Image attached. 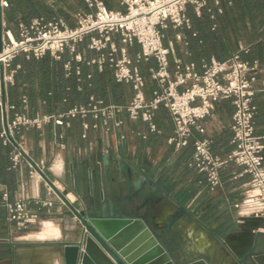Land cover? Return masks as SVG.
Instances as JSON below:
<instances>
[{"label": "crops", "instance_id": "crops-1", "mask_svg": "<svg viewBox=\"0 0 264 264\" xmlns=\"http://www.w3.org/2000/svg\"><path fill=\"white\" fill-rule=\"evenodd\" d=\"M103 1L112 11L125 10L119 0ZM210 3L212 8H218L219 14L224 12L223 7L227 11L223 24L226 52L221 62L240 52L242 60L257 62L259 66L253 103L258 107L256 134L264 137V5L246 0H239V3L228 0L223 7L221 4L216 6L214 1ZM30 5L32 14L28 9ZM15 7L14 16L10 9L6 11L7 23L13 29L18 22L39 16L48 20L63 19L75 27V14L89 12L83 0H16ZM211 18L214 20L215 16ZM216 28L219 25L213 24L212 30ZM177 34H181L182 39L178 40ZM164 35L165 45H174L170 57L172 69L177 58L185 64L195 63L201 68V60L191 54L183 31L169 28ZM192 36L195 37L196 32L193 31ZM114 39L121 47L119 38L115 36ZM88 43L86 38L79 44V52L88 60L97 58V52L88 49ZM242 48L247 51H241ZM128 51L134 59L140 47L134 45ZM211 59L216 58L210 54L207 60ZM151 67H155L154 60L141 65L146 78L144 91L147 98H151L155 88L148 72ZM123 88L128 103L134 90L127 85ZM234 111L230 100L217 103L212 116L204 121L205 135L195 136L211 139L212 153L221 158L232 150ZM64 112L42 110L41 114L58 115ZM2 117L1 111L0 122ZM118 121L123 124L117 126ZM155 122L159 132H152L147 123L131 119L123 112L109 120L110 131L106 133L103 116L96 118L89 114L68 119L64 126L49 124L41 129L21 127L11 152L5 145L0 146V264H22L24 249H61L63 245L79 241L82 236L79 221L69 208L57 196L48 195L43 180L30 178V161L44 162L57 187L62 192L67 191L66 196L72 195L83 209L95 206L100 198H120L119 186L124 183L132 202L130 204L149 200L153 213L163 220L176 216L171 232L164 234L165 242L173 252L184 258L203 256L212 264H240L236 253L244 250L248 235L264 232L258 227L264 226V206L247 192L249 177L243 174L241 167L229 164L221 170V187L211 192L206 176L189 166L194 139L189 146L176 151L169 144L174 124L168 110L160 107ZM85 124L97 125L98 128L86 131ZM17 153L22 154L18 164L14 162ZM105 156L108 157L107 164ZM21 199L27 202L30 210L41 214L37 225L23 231L17 230L9 220L8 210L9 204ZM36 201H52L54 206H37Z\"/></svg>", "mask_w": 264, "mask_h": 264}, {"label": "built area", "instance_id": "built-area-1", "mask_svg": "<svg viewBox=\"0 0 264 264\" xmlns=\"http://www.w3.org/2000/svg\"><path fill=\"white\" fill-rule=\"evenodd\" d=\"M119 1L125 8L123 12L110 10L103 0H84L89 12L75 14V27L63 19L48 20L39 16L20 21L13 29L6 17L11 3L9 0H0V109L3 116L0 143L5 146L11 144L21 127L41 129L49 124L64 126L68 119L89 114L96 118L103 116L106 133L110 131L109 120L123 112L131 119H141L147 123L152 132H159L155 115L160 107H164L174 124V134L169 144L180 151L194 139V152L189 166L206 176L211 192L222 185L221 170L229 164H235L249 177L247 192L264 206V137L256 134V106L253 103L257 93V62L244 61L240 52H237L223 62L216 59L203 61L200 69L195 63L185 64L177 58L172 69L170 57L174 45L171 43L166 46L164 43V31L169 28H191L187 16L189 6L197 17H201L210 1L219 6L220 0ZM115 36L119 38L121 47L115 41ZM86 38L89 39L88 49L97 52V58L88 60L78 51V45ZM177 39H182V35L177 34ZM134 45H138L140 51L133 59L128 50ZM66 50L77 64L95 65L99 72L109 67L117 84L133 88L134 95L130 102L125 105H105L103 101L91 97L88 106H76L58 115L37 114L32 118L19 113L12 115L15 107L9 103L8 88L14 84L15 75L21 69L20 65H13L15 59L24 56L27 60H39L50 55L60 60ZM241 51L246 52L247 49L242 48ZM151 60L155 61V67H151L148 72L155 88L151 98H147L144 91L146 78L141 65ZM65 69L66 77H69L73 70L72 63H67ZM75 72L81 82L79 66ZM224 100H230L235 111L231 126L232 150L221 158L212 153L211 139L195 136L205 135L204 121L212 116L217 103ZM23 104L27 108L26 97L23 98ZM122 124L121 121L116 122L117 126ZM91 128L98 126L84 125L86 131ZM21 157V153L15 154L14 162L18 164ZM34 163L28 162L30 178H40L47 186L48 195L57 196L42 176L48 173L44 162ZM54 184L57 186L55 180ZM35 204L47 208L54 206L52 201H36ZM8 210L9 220L19 231L27 230L41 221L40 212L30 210L23 199L9 204Z\"/></svg>", "mask_w": 264, "mask_h": 264}, {"label": "water", "instance_id": "water-1", "mask_svg": "<svg viewBox=\"0 0 264 264\" xmlns=\"http://www.w3.org/2000/svg\"><path fill=\"white\" fill-rule=\"evenodd\" d=\"M42 176L81 226V239L61 247L62 264H212L203 256L184 258L169 249L164 234L171 232L176 216L163 220L153 213L149 200L130 204L124 183L119 186L120 198H100L95 206L83 209L79 201L67 199V191L54 184L53 176ZM246 240L244 250L236 253L239 263L264 264V232Z\"/></svg>", "mask_w": 264, "mask_h": 264}, {"label": "trees", "instance_id": "trees-1", "mask_svg": "<svg viewBox=\"0 0 264 264\" xmlns=\"http://www.w3.org/2000/svg\"><path fill=\"white\" fill-rule=\"evenodd\" d=\"M9 1L11 3L10 10L14 16L16 13V0ZM236 1L239 3V0ZM247 1L264 5V0ZM224 2H228V0H220L222 7ZM84 5L86 6L85 3ZM106 5L110 9V6ZM28 9L32 14L33 8L31 5ZM223 10L224 12L219 14L218 8H212L209 2L202 16L197 17L192 7H188L187 16L191 21V28L180 30L187 36L191 54L197 60H201V63L208 61L207 58L210 54L214 55L219 61L224 58L226 47L223 38L225 34L223 24L225 23L224 17L227 11L224 7ZM212 15L215 16L214 20L211 18ZM213 24L219 25V28L212 30ZM193 31L196 32L195 37L192 36ZM72 59L73 57L68 50L61 55L60 60H55L50 55L39 60L35 58L27 60L24 56L17 57L13 65H20L21 69L15 75L14 84L8 88L9 103L15 107L12 115L19 113L32 118L37 114H41L42 110L49 113L58 110L67 112L68 109L76 106H88L91 97L103 101L105 105L112 103L116 105L127 104V93L123 88L125 85L117 84L114 81L110 68L106 67L103 72H99L95 65L77 64ZM69 62L72 63L73 70L71 75L66 77L65 65ZM77 66L81 69V82L78 81L79 77L76 76L75 68ZM89 76L91 78H88ZM79 88L82 90L80 91ZM24 97L28 100L27 108L23 104ZM257 111L258 107L256 106L254 122ZM20 131L21 128L17 130L16 137ZM12 145H16L15 141L5 146L8 152H11ZM0 146H3V144L0 143Z\"/></svg>", "mask_w": 264, "mask_h": 264}, {"label": "bare ground", "instance_id": "bare-ground-1", "mask_svg": "<svg viewBox=\"0 0 264 264\" xmlns=\"http://www.w3.org/2000/svg\"><path fill=\"white\" fill-rule=\"evenodd\" d=\"M71 202H76L72 195H67ZM49 228L50 225H48ZM50 232L53 229H49ZM61 250L57 247L37 248L22 251V264H61Z\"/></svg>", "mask_w": 264, "mask_h": 264}, {"label": "rangeland", "instance_id": "rangeland-1", "mask_svg": "<svg viewBox=\"0 0 264 264\" xmlns=\"http://www.w3.org/2000/svg\"><path fill=\"white\" fill-rule=\"evenodd\" d=\"M51 237L55 238L54 236H51Z\"/></svg>", "mask_w": 264, "mask_h": 264}]
</instances>
